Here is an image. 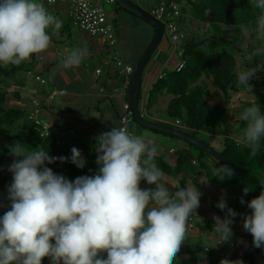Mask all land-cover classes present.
<instances>
[{"label":"clouds","instance_id":"clouds-1","mask_svg":"<svg viewBox=\"0 0 264 264\" xmlns=\"http://www.w3.org/2000/svg\"><path fill=\"white\" fill-rule=\"evenodd\" d=\"M250 5L261 10L255 32L256 39L264 41V0H250ZM61 27L62 21L40 0H0V65L19 66L47 51L52 42L48 30L57 33ZM239 27L245 37L250 35L247 27ZM262 53L264 46L257 47L247 59ZM88 55L86 47L74 48L61 66L79 67ZM235 74L238 84L247 87L256 68L237 64ZM240 119L246 127L236 142L249 147L255 157L264 137V114L253 104ZM145 135L127 127L102 133L96 138L98 173L74 182L45 166L46 162H67L68 157H52L43 147L29 151L19 142L13 146L12 155L22 159L9 167L13 173L8 189L11 207L0 217V264H42L45 257L52 264H174L186 239L189 216L200 206L201 193L191 180L175 191L166 186L165 173L155 162L157 145ZM71 152V162L83 168L81 151L73 147ZM233 174L227 164L215 169L221 180ZM141 181L156 187L142 189ZM217 206L227 207L224 200ZM248 207L252 213L244 219L243 228L252 234L254 246L262 248L264 192ZM236 215L228 208L225 218L214 216L213 232L221 242L232 237L230 226ZM221 264L242 262L225 259Z\"/></svg>","mask_w":264,"mask_h":264},{"label":"trees","instance_id":"trees-1","mask_svg":"<svg viewBox=\"0 0 264 264\" xmlns=\"http://www.w3.org/2000/svg\"><path fill=\"white\" fill-rule=\"evenodd\" d=\"M165 1L169 2L171 0ZM176 1L181 4V14L179 15L181 34L176 45L170 40V46H172V44L173 47L175 46V55L178 57V62L164 71V74L158 77L153 83L147 97L146 109L148 111L159 96L168 93L171 95V98L166 106L167 118L169 120L180 119V124L185 130L197 136L200 131H205L208 133L209 137H211L213 134L217 133L218 127L222 126L223 139L220 140V149L229 159L237 164L243 173V194L244 189L248 191L247 195L244 194V196L250 202L252 199L258 197L261 192H264V137H262L260 141V151L253 157L249 147L245 146L243 143L237 144L236 138L232 134V125L227 121L226 108L209 103L206 97L209 95L208 83L210 81L224 96H227L229 91L236 92L239 90L238 80L235 74V68L238 62L234 50L229 49L231 45L244 55L246 68H256V75L250 81L255 96L253 103L258 105L261 114H264V53L254 56L251 61L247 59V56L255 48L264 46V41L256 39L255 32L257 19L261 14V10L253 9L250 5V0ZM113 3L116 4L117 10L127 12L137 17L121 7L116 1ZM188 15H191L197 21L205 24L206 27L203 29L205 34L202 35V37H199V34L198 37H194L192 33L186 31L187 27L185 25V20ZM247 24L249 25L248 29L250 35L245 37L241 33L239 25L244 26ZM150 25L154 28L152 24ZM232 29L238 31L234 36L231 33ZM48 31L51 35V29ZM180 49H182V51L179 53ZM37 60V55H33L29 60L22 62L19 66L9 65L5 67L0 65V133L6 135L7 138L12 141L11 147H7L9 154L7 160L8 165L11 166L14 161L22 159V157L12 155L11 152L12 147L19 142L29 151L43 147L52 157H68L69 159L67 162L57 160L55 163L51 164L46 162L45 166L51 168L55 174L63 175L70 181L74 182L77 177H81L91 171L95 172L94 174L96 175L99 171V165L96 163L98 155L96 148L90 153H86L75 145L62 143V140L53 134L52 131H50L48 135L42 134L41 124L37 123L35 118H28L31 105L29 107L26 106L23 98L29 99V104H31L32 99L38 98L40 111L37 118L41 122H48L41 117L42 109H48L46 106L48 101H53L57 96L63 95H56L52 100L47 99L48 92L52 89L51 82L48 81L47 77L44 76L47 82L43 84L40 83L42 85L41 89H39L36 95L32 96H30L28 92L19 90L11 92L7 86L1 83L2 79L11 81L18 75L22 73L25 74L29 70L28 67L33 68L34 74L43 75L33 67L34 61ZM181 60L184 62V66L180 70H176ZM135 65H133L134 69ZM46 84L49 85V87L46 88ZM142 99L143 94L141 93L140 100ZM126 100L127 109H131L127 97ZM16 102H19L20 105H16ZM249 105L250 103L246 104V107ZM25 117L28 118V120L22 124L15 133L11 134V128L15 127L19 120ZM133 122L139 124L134 118V115ZM139 125L145 127L141 124ZM152 131L161 133L157 130ZM206 141L208 142V140ZM189 145L196 151V162H193L192 159L185 154H180L178 156L173 169L162 163L159 159L155 158V162L158 167H162L161 170L164 172L173 171L174 174H182L184 179L190 177L194 180L200 168H206L202 159L207 152L193 143H189ZM73 147L81 151L84 159L87 158V163L83 168H78L71 162V150ZM12 182L13 173L6 178L0 177V188L7 192L8 197V189ZM143 182L147 183L146 181ZM231 183L234 188L233 195L236 198V207L242 206L245 212H252V209L241 204L240 199L237 197V179L234 174L231 176ZM8 201L9 202L6 203L5 206L10 209L11 201L9 198ZM252 240L253 238L250 240L249 244ZM256 254L264 256V247L258 248ZM178 262L179 260L176 258L174 264ZM217 264H221V262Z\"/></svg>","mask_w":264,"mask_h":264},{"label":"crops","instance_id":"crops-1","mask_svg":"<svg viewBox=\"0 0 264 264\" xmlns=\"http://www.w3.org/2000/svg\"><path fill=\"white\" fill-rule=\"evenodd\" d=\"M133 1L147 10L155 4V1L154 4L146 0ZM51 12L62 21V27L57 33H53L51 29V45L47 51L37 55L38 60L34 61L33 67L47 77L48 81L51 82V86L57 85L65 89L66 92L63 95L57 96L53 101H48L46 104L48 109H42L41 117L49 122L51 131L59 137L63 143L75 145L86 153H90L96 148V138L101 135L104 130L110 131L114 127L119 128V117L127 107L126 92L122 91L125 75L121 68L116 65L115 55L119 54L126 63L135 65L146 49L153 35L154 28L149 25V31L145 30L143 36H139L138 38L135 37L132 40L131 49L125 51L122 41L123 28H120L119 23L115 26L118 36V46L110 47L103 43L100 35L91 34L74 24L68 14V5L66 3L52 5ZM118 14H120V17L126 19L127 25L135 23L141 27L143 24L142 22H146L138 17L133 18V15L124 11H119ZM127 34L129 33L126 32V35ZM161 41L149 59L155 62V67L150 71L144 89L145 68L143 71L141 85L143 99L140 100V109L145 116L153 120L162 123H170V125L173 124L172 126L184 129L181 124L176 125L173 123L172 119L169 120L167 118L166 106L171 98L170 94L164 93L159 96L148 111L146 109L149 91L153 83L159 77V71L164 72L168 68H171L175 64V60L178 59L175 55V46L173 47V44L170 46L169 36H166L164 43H161ZM77 47H86L89 55L82 61L79 67L63 68L61 66V61L68 52ZM117 50H119V52ZM97 67L102 69L100 75L96 73ZM47 87H49V85L46 84V88ZM101 87L102 89H100ZM37 92H39V90ZM29 102V99H27L26 102L24 100V103L28 107L30 106ZM161 111H164V116L160 114ZM133 126L132 122L130 124V129L134 134L136 132L138 135L146 134L145 139H151L157 145L158 153L156 159L170 166V168H174L180 154L188 155L193 162H196V151L190 147L187 141L173 135L154 132L151 129L152 133H146L143 130L134 131ZM217 134L218 133H215L213 135ZM200 138L205 139L203 136ZM220 146L217 148L220 149ZM209 160H212L216 168L223 165L217 158L206 153L202 159L206 168H200L194 180L190 177L184 179L182 174H174L173 171H165L166 186H168L170 190L175 191L179 187H186V183L189 180L196 183V186L202 180L201 185L203 186L207 184V186L210 185L215 188L221 187L222 191L225 192L227 189V192L233 195L234 188L230 184L231 177L225 176L223 181L217 182L210 179L211 173L207 168L211 169L213 172H215V169L209 165ZM86 163L87 158H85V165ZM160 168L162 167L160 166ZM94 173L95 172L91 171L83 176H95ZM140 187L142 189H155L156 185H149L141 181ZM230 200L226 209L223 210V212L221 211L223 213L219 216L221 219L225 218L227 215L228 208H236V206L233 205L236 204V200ZM8 202V196L5 192V196L0 198V217L3 216V211L10 210L5 206ZM248 214V212L242 210L241 216L238 214L239 216L237 215L233 218L234 223L231 226L236 228V235L241 236L243 241H239L238 246L230 241L228 253L226 255V253L219 250L218 247L214 251L211 246H203L201 240L203 236L208 240L216 239L215 242L218 245L223 242L212 233L215 225L212 216H208L206 210H203V207L196 209V211L190 215L193 217V220H188V232L185 242L182 245V252L177 256V260H179L177 264H217L225 259L233 262L240 261L244 264L246 249L250 240L253 238L252 234L243 228L244 222L242 221H244ZM52 242L55 243L54 240ZM197 242L199 245L196 247ZM230 246H233V248ZM196 250L207 256V258L199 259L195 254ZM47 259H49V257L43 258L42 264H46ZM263 261L264 256L259 254L258 264H261Z\"/></svg>","mask_w":264,"mask_h":264},{"label":"rangeland","instance_id":"rangeland-1","mask_svg":"<svg viewBox=\"0 0 264 264\" xmlns=\"http://www.w3.org/2000/svg\"><path fill=\"white\" fill-rule=\"evenodd\" d=\"M146 1L151 3V4H154L153 0H146ZM105 7H106L107 11H109L111 18L114 21L115 26H117V23H119L120 28L121 27L123 28V31H122V33H123L122 41H123V45H124L123 48L125 51L126 50L129 51L131 49L132 40L135 37L138 38L139 36L140 37L143 36L145 30L149 31V29H150L149 25L150 24L147 22H142L143 24L141 25V27L135 23H130L129 25H127L126 19L119 16L120 15V14H118L119 10H117L115 3H105ZM132 17L134 18L135 16H132ZM186 18H187L185 20V25L187 27L186 31H189L190 33H192V35H194V37H198V34H199V37H202V35L205 34V32L203 31V29H205V27H206L205 24L197 21L191 15H188ZM244 26L247 28L249 27L248 24L244 25ZM131 27H132V30H131ZM126 32H128L129 34L126 35ZM231 33L234 36L238 33V31L232 29ZM164 35L165 36L163 37L161 43L162 42L164 43L166 36H167V33L165 32ZM229 49L234 50V53H235L236 58H237V62L241 66V68H246L245 57L241 53V51L233 48L231 45L229 46ZM177 62H178V60L176 59L175 64H177ZM154 67H155V62L153 60H149L148 64L145 67L143 89L146 86V79H147L150 71H152L154 69ZM28 68H29V70L25 74L22 73V74L18 75L16 78L12 79L11 81H5L4 79H2L1 83L3 85L7 86V88H9L11 92H13L14 90H19L22 92L30 93L29 94L30 96H32L33 94L36 95V92L39 89H41L42 85L36 79V77H35L36 74H34L33 68L32 67H28ZM38 74H40V73H38ZM40 76L44 77L45 75H40ZM238 88H239L238 91H236V92L229 91L228 95L224 96L223 93L219 89L214 87L210 81L208 83L209 95L206 97V100L209 103L216 104V105H219V106L226 108L227 121L229 124L232 125V134L235 138L241 136L244 128L246 127V122L243 123V121L240 119V116H241L243 110L247 107L252 106L254 104L253 102L255 99L254 93L252 91V85L250 82H249V85L247 87L238 84ZM23 99L25 100V102L27 101V99H25V98H23ZM248 103H250V105L246 107V104H248ZM15 104L20 105L19 102H16ZM160 114L162 116L165 115L164 111H161ZM27 120H28V118H26V117L19 120L17 125L15 127L11 128V134L15 133L16 130L19 127H21V125L24 124ZM133 125H134L133 126L134 131L143 130L146 133H152V131L149 128H144V127H142L139 124L134 123V122H133ZM49 129L51 130V127H49ZM217 133H218L217 135H213V136L209 137L207 132L200 131L198 136L199 137H202V136L205 137V139H207L211 145H213L214 147L217 148L221 145L220 140H217V137H222V126L218 127ZM135 134L138 135L137 132ZM11 144H12V141L10 139H8L6 135L0 133V177L6 178V177H9L12 173L9 171L10 166L7 163V160L9 158L7 147H11ZM209 165L214 167V169H216V166L212 163V160L211 161L209 160ZM207 170L211 173V176H210L211 180H213L215 182L224 180V179L221 180L218 176H215V172H213L211 169L207 168ZM204 180H206V179H204ZM201 181L197 185V188L199 189V191L201 193V195H200V206L199 207H203V210H206V214L208 216H212L213 219H214V216H221V214H223L222 213L223 210H225L226 208L221 210L217 206L218 203L221 200H224L226 202V205H228L230 199H233V201L236 200L234 195L229 194L227 192V189L225 192L222 191V188L218 185H216V186L220 187V188L211 187L210 185L207 186V184L205 186H203V185H201ZM230 184L232 185L231 181H230ZM3 196H5V192L2 189H0V198ZM233 205L236 206V204H233ZM235 209H236V213L238 215V214H241L243 207L238 206ZM5 212L6 211H3L2 215H4ZM251 213L252 212H249L248 215H250ZM242 222H244V221H242ZM230 227L232 228L233 235L228 241H224L223 243H220L218 245L215 242L216 239L215 240H208L203 236L201 238L203 246H205V247L211 246L214 251L218 247L219 250H222L227 255L230 241H232L237 246L239 244V241H243V238L241 236L236 235V232H235L236 228L234 226H230ZM212 233H214V232H212ZM217 237L218 236L216 235V238ZM198 245H199V243L197 242L196 247ZM230 247L233 248V246H230ZM195 254H196V256L199 257V259L200 258L201 259L207 258V256L203 255L202 253L198 252L197 250L195 251ZM258 262H259V255H257L255 257L254 264H258Z\"/></svg>","mask_w":264,"mask_h":264},{"label":"built area","instance_id":"built-area-1","mask_svg":"<svg viewBox=\"0 0 264 264\" xmlns=\"http://www.w3.org/2000/svg\"><path fill=\"white\" fill-rule=\"evenodd\" d=\"M115 0H40L44 4L45 8L52 14L51 6L57 3H66L68 5V14L71 20L80 29L87 31L91 34L100 35L103 43L110 47L118 46V36L113 19L111 18L109 11L105 7V3H113ZM155 4L148 10L156 19L160 20L164 24V32L167 33L170 40L177 44L181 34V24L179 21V15L181 14V4L176 0L169 2L165 0H153ZM119 52V50H117ZM182 49L179 50V53ZM116 65L119 66L125 75L122 91L126 92V88L131 80V74L134 71V67L128 64L124 59L115 55ZM184 66V62L179 61L176 70H180ZM102 72L100 67L96 68V73L99 75ZM163 71H159L158 76H162ZM36 79L41 83H46L47 80L43 76L36 75ZM102 89V87L100 88ZM65 89L53 85L52 89L48 92L47 99L52 100L56 95L64 94ZM31 109L29 110L28 118H35L37 123L41 124L42 134H50V124L48 122H41L37 116L40 111V103L38 98H34L31 101ZM133 112L131 109H124L119 117V128L127 127L129 131L130 124L133 122ZM174 124H180V119H174ZM170 124V123H169ZM172 124V123H171ZM106 132L104 130L102 133ZM63 143V141H61ZM233 209V208H231ZM235 210V209H234ZM241 216V214H239ZM238 215V216H239ZM189 221L193 220L192 216H189ZM182 252V246L179 254ZM106 253L103 254L106 257ZM46 264H52L51 259H47ZM264 264V261L261 263Z\"/></svg>","mask_w":264,"mask_h":264},{"label":"water","instance_id":"water-1","mask_svg":"<svg viewBox=\"0 0 264 264\" xmlns=\"http://www.w3.org/2000/svg\"><path fill=\"white\" fill-rule=\"evenodd\" d=\"M121 7L126 9L127 11L133 13L137 17L141 18L142 20L152 24L154 26L153 35L142 53L139 61L135 65V69L132 73L131 80L126 88V96L131 107V110L134 114V118L139 122V124L145 126L146 128L157 130L164 134L173 135L179 137L189 143H193L198 145L199 147L203 148L207 153L217 158L221 163L224 165L227 164L230 168L233 169L234 175L237 179V186H236V194L237 197L244 200L243 205L248 207L249 201L245 198L243 194L242 184L244 181L243 173L237 166V164L229 159L221 149H218L211 145L206 140L200 138L199 136L189 133L184 129L176 126H172L169 124H165L162 122H158L153 120L147 116H145L140 109V94H141V85H142V75L146 64L148 63L151 55L157 48L158 44L160 43L163 35H164V24L160 20L156 19L150 12L144 8L143 6L139 5L137 2L133 0H115ZM257 247L254 246L253 240L249 244L246 249L245 257H244V264H253Z\"/></svg>","mask_w":264,"mask_h":264}]
</instances>
